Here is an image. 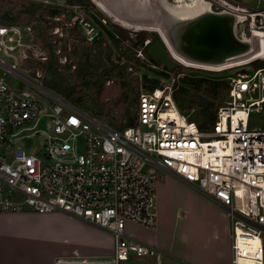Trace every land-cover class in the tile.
Segmentation results:
<instances>
[{"label": "built area", "instance_id": "obj_1", "mask_svg": "<svg viewBox=\"0 0 264 264\" xmlns=\"http://www.w3.org/2000/svg\"><path fill=\"white\" fill-rule=\"evenodd\" d=\"M230 1L211 0L222 8L216 13H244L236 26L240 35L264 33V9ZM148 43L138 56L160 69L145 56ZM0 54L14 60L0 59V68L45 97L14 89L0 77V214L63 213L113 237L109 256L75 253L55 264H166L160 251L128 233L129 225H158L159 170L226 208L232 224L228 264H264V131L249 129L251 115L264 114V67H253L261 59L227 69L252 66L227 77V100L211 130L201 132L174 99L178 78L142 91L135 124L121 130L45 88L38 73L20 74L32 57L47 59L36 49L30 26H0ZM33 144L41 154L30 152Z\"/></svg>", "mask_w": 264, "mask_h": 264}, {"label": "rangeland", "instance_id": "obj_2", "mask_svg": "<svg viewBox=\"0 0 264 264\" xmlns=\"http://www.w3.org/2000/svg\"><path fill=\"white\" fill-rule=\"evenodd\" d=\"M93 0H88L92 5L91 8H87L82 5L69 4L67 0H0V11L10 12L13 10L10 18L18 19L19 12L29 7L30 9H36V17L31 20L30 27L33 31V41L36 49L42 51L46 54V60H42L39 57H32L31 59L23 63L22 68L19 69L20 74L25 75L29 73L34 77V73H38L41 77V82L43 86L49 90V86L46 82L53 79L52 74H50L46 69V63L50 57V53L47 50L48 47H55V58L58 61L60 79L67 85H75L76 94L75 97H79L83 101L82 106H78L90 116L97 119H102L103 121L113 125L114 127H119L124 125L129 117V112L137 116V104L138 98L142 91L150 90L152 82L145 84L144 77L147 76L151 80L159 81L157 88H163L165 86L173 85V78H178L179 85L182 79L189 76L193 79L201 77L199 74L195 75H181L179 74V69L175 71L174 74H159L162 70L152 69L146 59L138 56V52L133 55L135 51L132 48V43L130 39H135L138 33L143 30L137 31L135 29H127L115 23L110 17L105 16L101 10H99L92 2ZM171 3L177 2L178 0H168ZM211 1V0H209ZM239 0H231L232 5L238 6ZM187 2V1H186ZM35 7V8H34ZM112 8V7H111ZM59 10V14L52 16L50 12L54 10ZM119 13L117 8H112ZM214 11L220 12L222 10L218 5H214ZM74 14L71 17V14ZM0 17H3V13L0 12ZM128 18V17H127ZM134 21L138 23H143L149 27H158L162 30L166 29V20L160 15L155 14L152 16H135ZM99 22L102 24L100 25ZM29 26V25H21ZM109 26L111 28V36L105 29ZM92 29L94 31L92 32ZM152 34V32H150ZM248 33V32H247ZM102 52V66L100 62L95 61V70L90 71L85 76H78L77 67L83 64L84 61H93L95 52ZM108 54H111L108 57ZM146 54V53H145ZM146 56V55H145ZM0 59H4L8 64H12L14 60L10 57H6L0 54ZM254 64V69L264 67V58H260ZM118 66V69H123L124 77L121 78L117 74L112 76L110 80H106L101 88H98L95 84L97 76L101 79L106 76L109 70ZM98 68V69H96ZM162 69H165L162 67ZM94 74L93 76L91 74ZM0 77L5 78V80L17 90L25 89L32 92L34 95L40 98H45L31 85L25 83L19 76L8 73L7 71L0 68ZM203 78V77H202ZM209 80L217 81L219 83H224L228 87L227 77L225 78H206ZM53 81V80H52ZM175 86V85H174ZM209 86L208 82H203V86L200 91H192L191 95H194L193 99L194 108L188 111V117L195 116L199 113L201 108L198 106L199 95H205V88ZM56 92L55 90H52ZM63 95L62 93L56 92ZM64 96V95H63ZM65 97V96H64ZM186 101H191L190 98H184ZM227 100L226 90L221 88L218 90L217 97L210 98L209 102L215 107L219 108L225 104ZM186 116V117H187ZM250 130H262L264 131V114H252L249 121ZM37 145L33 144L30 150L31 153H39L41 151L36 149ZM169 179V174L159 170L158 171V185L167 183ZM190 189V188H189ZM195 190V191H194ZM193 191L196 192V189ZM174 192H177L176 190ZM198 192V191H197ZM196 192V193H197ZM199 193V192H198ZM183 199L184 207H179V217H190V213L196 211L197 209L204 210L207 212V207L196 201V199L190 195H185ZM201 204V205H200ZM178 217V219H180ZM188 224H181L179 226L178 237L182 234L189 235L191 233L192 226H199L198 221H187ZM35 227V233L42 232L47 234V230H55L56 233L64 232L62 230L63 224L67 226L69 221H47V222H37ZM62 223V224H61ZM49 228V229H48ZM130 230H134L131 226ZM137 228H135L136 230ZM55 233V234H56ZM77 233L75 230L74 234ZM66 234V233H65ZM57 237V235H55ZM59 236V235H58ZM49 237L44 235V238L40 235H36L38 238L44 242H49ZM61 243L67 248L69 253L75 252L76 254L84 253L82 250L74 251V248H79L75 239L71 235H61ZM262 239L264 242V233L262 234ZM47 242V243H48ZM82 249V248H80ZM148 261V260H147ZM152 260L149 259V262ZM165 262V258H164Z\"/></svg>", "mask_w": 264, "mask_h": 264}, {"label": "crops", "instance_id": "obj_3", "mask_svg": "<svg viewBox=\"0 0 264 264\" xmlns=\"http://www.w3.org/2000/svg\"><path fill=\"white\" fill-rule=\"evenodd\" d=\"M193 190L183 180L169 174L168 182L158 185L157 227L148 229L129 225L134 230L128 229V233L160 251L166 264H228L232 259V224L227 210L198 190L196 192L199 193ZM185 195L194 197L207 207V212L197 209L190 213V217H179V207L185 208ZM51 220L69 223L67 226L63 224L62 233L52 229L47 230V234L35 233L37 222ZM187 221H198L199 226H192L189 235L178 237L179 226L187 225ZM65 233L75 239L79 248H74V251L79 249L84 252L78 251L79 255L99 257L109 256L113 252L110 233L75 217L63 213L0 214V264H55L58 257L75 254L69 253L61 243V235ZM36 235L42 238L50 235L49 242L42 244L43 240L35 238Z\"/></svg>", "mask_w": 264, "mask_h": 264}, {"label": "water", "instance_id": "obj_4", "mask_svg": "<svg viewBox=\"0 0 264 264\" xmlns=\"http://www.w3.org/2000/svg\"><path fill=\"white\" fill-rule=\"evenodd\" d=\"M242 1L243 4L253 9H264V1ZM95 6L97 7V5ZM166 29V35L177 51L185 57L205 65L223 64L228 59L246 54L251 47L248 42L238 36L235 16L230 13H211L183 24L170 21L166 25ZM143 31L152 32V38L149 39V43L145 47L147 58L154 66L163 67L170 73L179 69L184 75L199 74L204 78H225L242 71H250L252 68L251 65H247L213 72L184 67L171 55L166 42L159 33ZM255 48L257 49V45Z\"/></svg>", "mask_w": 264, "mask_h": 264}, {"label": "trees", "instance_id": "obj_5", "mask_svg": "<svg viewBox=\"0 0 264 264\" xmlns=\"http://www.w3.org/2000/svg\"><path fill=\"white\" fill-rule=\"evenodd\" d=\"M67 2L69 4H76V5H82L85 6L87 8H93L92 5L88 2V0H67ZM35 8V7H34ZM36 9H39V7H36L35 9H30L29 7L25 8L24 10L19 12V17L18 19H12L10 18V15H12V11L10 12H2L3 13V17H0V26H10V25H31V20L33 18L36 17ZM52 16H55L57 14H59V10H54L52 12H50ZM74 14H71V17H73ZM100 25H102L99 22ZM105 29L107 30V32L109 34H111V28H109V26L105 27ZM111 36H113L111 34ZM114 38V36H113ZM152 38V34L147 32V31H142L141 33H138L135 37V39H130L131 43H132V48L135 51V53L133 52V55L136 54L137 50L139 48H141L144 43ZM47 50L50 53V57L48 59V62L46 63V69L47 71L52 74L53 79L49 80L46 82V85L49 86L48 88L55 90L56 92L62 93L65 98H67L71 103H73L74 105L78 106H82L83 105V101L81 98L79 97H75L76 94V87L75 85H67L65 84L59 77H60V73H59V65H58V61L55 58V47H48V45L46 46ZM102 52L103 51H99L98 53L95 52L93 61H84L83 64H80L77 69H78V76H85L86 74H88L90 71L92 72L93 70H95L94 67V62L98 61L100 62V66H102ZM111 54H108V57H110ZM98 69V68H96ZM153 69V68H152ZM118 75L121 78L124 77V71L123 69H118V66H115L113 69L109 70L108 74L106 76H103V78H99L98 75L95 76L97 77V79L95 80V84H97L98 88H101L104 85V82L106 80H110V78L114 75ZM159 74H164L163 72H159ZM92 76L94 75L93 73L91 74ZM53 80V81H52ZM144 81L145 84L147 85L148 82H152L153 85H151L150 87H146V88H150V90H154L158 87L159 85V81L157 80H151L149 79L147 76L144 77ZM208 82L209 86L206 87L205 89V95L201 96L199 95V102H198V106L201 108V110L199 111V113L195 116H190L188 117V111L192 110L194 108V104H196L195 102H193V99L195 100L194 95L192 94V91H200L202 86H203V82ZM224 88L226 90V96H227V86L224 83H219L217 81H213V80H209L206 78H202V77H198L197 79H193L189 76H186L182 79L181 84L178 87V90L174 93V99L178 105V108L180 110V112L184 115L188 117L189 121H192L194 123L197 124L199 130L201 132H207L210 131L212 128V125L215 122L216 119V113H217V109L218 108H214L215 106L209 102L210 98L212 97H217L218 94V90ZM190 98L191 101H186L184 98ZM129 117L127 118V121L124 125H121L118 127V129H125L128 127H131L135 124L136 122V115H133L129 112ZM117 128V127H116Z\"/></svg>", "mask_w": 264, "mask_h": 264}, {"label": "bare ground", "instance_id": "obj_6", "mask_svg": "<svg viewBox=\"0 0 264 264\" xmlns=\"http://www.w3.org/2000/svg\"><path fill=\"white\" fill-rule=\"evenodd\" d=\"M187 1V2H186ZM94 4L108 17H110L115 23H118L124 28L140 30H149L159 33L164 41L166 42L171 55L181 65L187 68L201 69L213 72H219L229 69L254 59L264 58V33L257 29H252V35H240L237 31L238 36L248 42L251 47L243 57H236L228 59L225 63L220 65H205L202 63L195 62L175 49L170 43L166 35V31L162 27H149L143 23L134 21L135 16L143 15L145 17L152 16L155 14L160 15L168 22L174 23H186L194 21L202 16L216 13L213 9V3L209 0H178L177 2L171 3L168 0H93ZM117 8L119 13L112 8ZM240 13H232L236 19V26L240 21H243L244 13L238 8ZM227 12V11H226ZM128 17V18H127ZM237 29V28H236ZM260 44V48L256 49V45ZM245 60V61H244ZM242 246L248 248L247 242H241ZM246 264H254L247 262Z\"/></svg>", "mask_w": 264, "mask_h": 264}, {"label": "flooded vegetation", "instance_id": "obj_7", "mask_svg": "<svg viewBox=\"0 0 264 264\" xmlns=\"http://www.w3.org/2000/svg\"><path fill=\"white\" fill-rule=\"evenodd\" d=\"M239 2H242V3H243V1H242V0H239Z\"/></svg>", "mask_w": 264, "mask_h": 264}]
</instances>
